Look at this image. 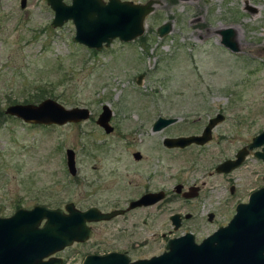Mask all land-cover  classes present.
<instances>
[{
  "label": "rangeland",
  "instance_id": "374dc122",
  "mask_svg": "<svg viewBox=\"0 0 264 264\" xmlns=\"http://www.w3.org/2000/svg\"><path fill=\"white\" fill-rule=\"evenodd\" d=\"M19 1L0 0V216L17 208L65 202L78 208L108 207L114 200L134 196V183L141 185L146 172L157 169L161 138L199 132L215 112L224 117L212 128L210 140L200 147L166 152L159 162L164 166L158 170L160 177L155 171L151 182L153 188L171 192L180 184L219 193L221 178L208 172L264 129V0H151L153 9L144 17L138 38L114 39L94 53L71 40L70 21L50 27L52 10L44 0H25L24 7ZM166 22L169 31L158 37L156 28ZM225 28L233 31L236 51L220 44L219 31ZM37 94L42 97L35 101ZM44 98L66 108L85 107L89 117L38 125L3 112L9 104H35ZM102 104L111 111L110 133L94 123ZM157 116L178 120L153 132L150 124ZM66 148L74 153L73 176L66 171ZM134 150L142 157L139 177L135 169L119 168L111 179L119 184L101 192L98 182L93 184L102 172L98 156L119 155L126 164L132 162ZM192 204L199 206L195 215L201 218L178 232L195 229L197 239L231 213L219 207L213 210V222L206 223V209L200 208L198 199ZM168 207L175 212L178 202L171 200ZM143 214L146 220H141ZM160 221L157 207L137 210L124 222L94 225L92 237L116 241L117 226L133 224L132 240L137 244L133 256L156 254L164 244L160 234L172 233L171 226Z\"/></svg>",
  "mask_w": 264,
  "mask_h": 264
},
{
  "label": "water",
  "instance_id": "95a60500",
  "mask_svg": "<svg viewBox=\"0 0 264 264\" xmlns=\"http://www.w3.org/2000/svg\"><path fill=\"white\" fill-rule=\"evenodd\" d=\"M52 10L50 27H60L70 21L73 25L74 43L87 49L98 51L106 48L111 41L117 39L129 42L143 33V19L152 11L153 2L134 3L129 0H44ZM25 0H20L24 7ZM170 29L168 22L157 27L158 37ZM220 44L230 51H236L231 28L219 31ZM141 76H138L139 81ZM3 112L19 118L24 123L38 125H62L76 123L89 117L85 107L66 108L51 98H44L38 103H12ZM111 111L102 104L95 119V124L105 133L112 130L109 124ZM222 119L217 113L209 118L198 135L166 137L163 144L168 147L182 148L191 143L201 145L211 138V129ZM174 117H157L151 131H159L173 123ZM264 142V130L253 136L247 149L257 147ZM264 149V148H263ZM244 150L236 154L235 161L226 160L216 166V171H227L242 157ZM137 156V153L133 154ZM264 160V153H256ZM65 166L70 176L75 175L74 153L64 150ZM158 194H146L129 204L128 208L141 203L149 204L157 201ZM49 208L45 205H33L31 208H17L11 215L0 216V264H50L42 261L43 257L54 253L72 241H83L89 235L86 220L108 219L120 210L102 213L95 209L76 210L71 203L64 207ZM172 217H176L173 215ZM171 217V218H172ZM264 188L249 194L246 203L235 209L230 222L196 243L190 233L170 238L165 242L161 254L149 259L128 263L123 257L108 254L102 257H87L82 264H229L230 254H241L248 251L249 243L255 238L264 236ZM117 261V262H115Z\"/></svg>",
  "mask_w": 264,
  "mask_h": 264
},
{
  "label": "flooded vegetation",
  "instance_id": "af4514ba",
  "mask_svg": "<svg viewBox=\"0 0 264 264\" xmlns=\"http://www.w3.org/2000/svg\"><path fill=\"white\" fill-rule=\"evenodd\" d=\"M68 2L69 1L67 0V2L65 3ZM19 6H20V1H19ZM217 113L220 114V112H215L212 115V117ZM221 115L223 119L224 116L223 114ZM174 118H176V120L174 121L176 122L178 118L177 117ZM208 119L209 117L206 119L205 124L202 126L199 132L188 135L200 134L203 127L206 125ZM153 122L150 124V130ZM169 125L165 126L162 129H165ZM260 131L249 136L244 141V143H242L237 148L232 150L227 157L218 161L212 167L213 169L212 172H208V174L218 176L222 180V184L217 186V188L219 189V193L212 195L209 194L210 193L209 190L204 191L201 186H194V185L183 188L179 184L173 187V192L164 188L152 187L153 183L151 181L152 178L154 177L153 175L154 172L157 171L156 176L160 177L158 175V170H162L164 168V166L160 165L159 162H163V158L166 152H169L171 150L184 151L190 148L191 146L194 147L201 146L191 143L182 148L168 147L163 144L164 138L184 136V135L179 134L176 136H163L159 141L160 145L157 146V150H156L158 151V153H160V156H155V160L158 164L157 169L155 171L152 170V172L147 171L146 174L141 178L142 179L141 185L136 184L137 182L134 183L133 187L135 188V190H137L136 192L134 191L135 192L134 196H130L128 198H125L124 200L123 199L114 200L113 202H110L109 205L107 204L108 207L98 206V204H89V205H85V207L83 208H78L72 202H65L62 206L49 207V208H59L63 212H65L64 210L65 205L71 203L73 207L78 211L95 209L99 212L106 213L113 210H120L121 213L116 214L108 219H102V220L85 219L84 224L88 228V233H89L86 239H84L83 241H72L69 245L64 246L60 250L51 253L46 257H43L42 261L49 262L50 264H82L87 257H102L108 254H115L117 256L125 258L128 263H131L137 260L149 259L153 256H157L161 254L164 250L165 242L168 239L179 237L185 233H190L193 236L194 242L196 243L200 242L203 238H205L206 236L217 230L219 227H223L226 224H228L231 218L233 217V215L235 214L236 207L240 204L246 203L250 193L264 188V160H262L256 155V153H261V152L264 153V149H263L264 142L258 145L257 147H254L252 149H247V145L251 142L253 136L258 134ZM129 141L131 143L132 140ZM104 150L107 149L104 147ZM242 150H244L245 152L242 153V157L236 165H234L227 171H219V172L216 171V166L219 163L226 160L235 161L237 158L236 154ZM134 153H137L138 155L134 156L133 155ZM131 157L133 159L132 162L124 164L122 163V158L119 155L110 156L107 154H103L102 157L98 156V163H100L98 167L101 168L102 172L97 175L96 181H94L93 184L98 182V188L103 193L106 192V190L109 191L112 187H114L115 185L117 186L119 184L118 180H111L113 179L112 177L113 174L118 172L119 168L124 170H128L127 168L135 169V176L139 177L138 176L139 173L136 172H137L138 164L140 167L141 164L140 162H142L141 154L139 151L134 150L131 152ZM87 158H92V156H87ZM107 161L109 162L107 163ZM116 177L117 175H115V179ZM215 187L216 186H214V188ZM146 194H158L159 198L157 199V201H154L153 203H149V204L141 203L140 205H135L131 208H128L131 202L138 200L139 198H141V196ZM197 199L199 200L200 208L206 209V212L204 213V219L206 220V223L213 222L215 217L213 210H216L219 207L227 208L228 210L231 211L229 217L223 224L216 225L214 229H212L210 232L204 234L202 237L198 239H197V231L195 229L192 230L187 229L178 232V230H181L184 226H188L187 225L188 222L195 220L196 217H198V219L200 220L201 216L195 215V210L199 209V206L192 204V202L196 201ZM171 200L177 201L179 206L178 210L172 213L169 212L170 208L168 207ZM154 207H157V216L161 217L160 223L162 225L168 224L171 226L172 229L171 234H170L171 232L170 230H167L166 232H162L160 234L161 240L164 244L162 250L156 254H150L147 256H133L134 253L133 250H135L137 247L136 246L137 244H135L136 242H133L132 240L133 232L131 228L133 226L136 227V225L133 224H130V227H128L127 225H122V226L118 225L115 231V234L118 235L113 236L116 241H108V239L106 241L101 236L97 238L92 237L93 227L96 224H100V226L102 225L104 226V224L113 221L124 222L127 220L128 217L132 216V214L135 211L152 209ZM186 207H189V209L188 210L185 209ZM173 215H176V217H172ZM141 220H146L145 214H143ZM263 234H264V229H263ZM115 242H118L119 244L123 243L124 247L117 248ZM109 244H112L113 247L112 245L108 247ZM248 247L250 249L248 251L243 252L242 254L240 252H238V254H234V253L230 254V256L234 258L229 259V264H264V236H262L261 238H255V240L252 241V243L248 244Z\"/></svg>",
  "mask_w": 264,
  "mask_h": 264
},
{
  "label": "trees",
  "instance_id": "16d2710c",
  "mask_svg": "<svg viewBox=\"0 0 264 264\" xmlns=\"http://www.w3.org/2000/svg\"><path fill=\"white\" fill-rule=\"evenodd\" d=\"M92 53H94V50H91ZM42 96H40L39 94H37L36 96H34V99H36L35 101H38ZM27 100H25L24 102H26Z\"/></svg>",
  "mask_w": 264,
  "mask_h": 264
},
{
  "label": "bare ground",
  "instance_id": "6f19581e",
  "mask_svg": "<svg viewBox=\"0 0 264 264\" xmlns=\"http://www.w3.org/2000/svg\"><path fill=\"white\" fill-rule=\"evenodd\" d=\"M209 32V31H208ZM211 33V32H210Z\"/></svg>",
  "mask_w": 264,
  "mask_h": 264
}]
</instances>
